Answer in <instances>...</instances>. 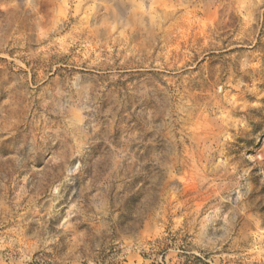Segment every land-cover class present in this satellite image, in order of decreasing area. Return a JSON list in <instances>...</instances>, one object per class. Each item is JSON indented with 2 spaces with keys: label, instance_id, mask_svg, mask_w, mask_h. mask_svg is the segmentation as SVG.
Instances as JSON below:
<instances>
[{
  "label": "rangeland",
  "instance_id": "1",
  "mask_svg": "<svg viewBox=\"0 0 264 264\" xmlns=\"http://www.w3.org/2000/svg\"><path fill=\"white\" fill-rule=\"evenodd\" d=\"M249 3L0 0V235L9 228L34 235L43 222L34 217L45 209L53 221L68 215V196L51 207L50 187L71 147L49 132L41 141L47 149L43 160L18 164L16 141L24 127L19 116L32 119L28 108L36 105H29V94L51 87L72 95V74L90 73L105 91L147 96L149 80L170 90L176 104L188 92L200 105L176 125L172 178L166 188L146 195L129 224L130 250L109 240L97 254L100 264H264V22L251 23ZM189 77L196 78L191 87L182 83ZM217 138L227 147L226 166L246 171L252 192L227 227L210 217L202 243H193L195 233L186 229L181 212L188 203L205 206L207 194L191 182L190 168L199 166ZM169 163L162 161L165 168ZM133 173L121 170L125 202L140 191L139 174ZM126 185L131 187L125 191ZM98 187L94 205L103 208L110 187ZM80 255L88 253L81 249ZM68 260L72 264L75 257Z\"/></svg>",
  "mask_w": 264,
  "mask_h": 264
},
{
  "label": "clouds",
  "instance_id": "2",
  "mask_svg": "<svg viewBox=\"0 0 264 264\" xmlns=\"http://www.w3.org/2000/svg\"><path fill=\"white\" fill-rule=\"evenodd\" d=\"M123 2L120 0V4ZM105 7L112 8V4ZM248 9L251 23L264 22V0H250ZM72 79V95L61 96L60 88L53 91L51 87L38 96L29 94V105L35 103L36 108H28L30 121L23 114L19 116L24 127L16 141L17 163L22 166L38 156L43 160L40 154H46L47 149L41 141L49 132L57 133L53 139L71 147V152L62 156V166L50 187V206L67 195L68 215L53 221L45 209L34 217L43 222L32 236H25L22 228L7 229L0 235V264H69V255L75 257L72 264H81L82 259L87 264H100L97 254L109 240L130 250L131 240L126 234L129 224L136 221L146 195L166 188L172 178L177 163L172 149L176 125L200 106L188 92L181 94L176 104L168 95L170 90H161L155 81H145L152 87L149 95L141 96L129 89L105 91V85L90 73H74ZM195 82V77L182 81L188 87ZM41 131L44 135L39 134ZM213 143L216 147L209 146L201 154L199 166L190 168L191 182L199 187L201 195L207 194L205 206L197 208L188 203L181 212L186 229L195 233L193 243H202L210 217L227 227L252 192L247 172L226 166L225 141L217 138ZM162 161H170L167 168ZM121 170L139 174L141 187L134 201L122 199ZM99 185L110 187L111 192L103 208L94 205ZM130 187L126 185L125 191ZM173 194L167 191V196ZM16 207L19 210L20 205ZM81 249L88 255L81 257Z\"/></svg>",
  "mask_w": 264,
  "mask_h": 264
}]
</instances>
